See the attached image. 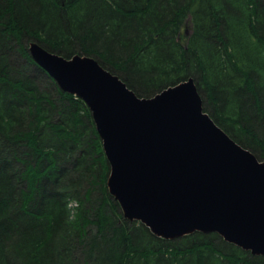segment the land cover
I'll use <instances>...</instances> for the list:
<instances>
[{
  "label": "trees",
  "instance_id": "16d2710c",
  "mask_svg": "<svg viewBox=\"0 0 264 264\" xmlns=\"http://www.w3.org/2000/svg\"><path fill=\"white\" fill-rule=\"evenodd\" d=\"M33 42L95 58L139 97L193 78L264 161V0H0V264H264L216 233L170 240L126 219L90 109Z\"/></svg>",
  "mask_w": 264,
  "mask_h": 264
},
{
  "label": "water",
  "instance_id": "95a60500",
  "mask_svg": "<svg viewBox=\"0 0 264 264\" xmlns=\"http://www.w3.org/2000/svg\"><path fill=\"white\" fill-rule=\"evenodd\" d=\"M33 60L90 109L124 217L157 237L216 233L264 256V161L204 112L193 78L139 97L89 56L65 58L33 42Z\"/></svg>",
  "mask_w": 264,
  "mask_h": 264
},
{
  "label": "rangeland",
  "instance_id": "374dc122",
  "mask_svg": "<svg viewBox=\"0 0 264 264\" xmlns=\"http://www.w3.org/2000/svg\"><path fill=\"white\" fill-rule=\"evenodd\" d=\"M263 161V160H262Z\"/></svg>",
  "mask_w": 264,
  "mask_h": 264
}]
</instances>
